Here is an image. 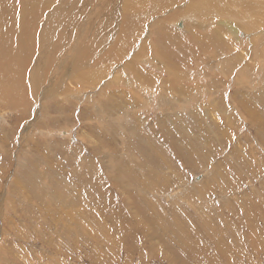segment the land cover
<instances>
[{"label":"rangeland","instance_id":"1","mask_svg":"<svg viewBox=\"0 0 264 264\" xmlns=\"http://www.w3.org/2000/svg\"><path fill=\"white\" fill-rule=\"evenodd\" d=\"M198 4L0 0V18L12 23V47L26 51L24 59L10 57L13 81L0 78V92L7 83L16 88L9 87V97L0 94V264H264V5L238 0L234 7L193 12ZM87 19H98L90 32L102 49L93 66L91 43L82 44ZM220 19H230L229 26ZM25 33L29 51L14 44L16 34ZM54 41L61 46L51 67L43 51ZM230 58L232 70L223 63ZM196 136L207 139L197 141L192 159H174L171 145ZM143 139L161 151L163 173L147 162L145 146L136 145ZM101 148H110V160H103ZM121 172L127 181L117 180ZM175 172L183 177L177 184ZM218 176L223 187L213 184ZM159 180H168L169 189ZM208 186L220 189L204 190ZM76 195V210L96 220L74 216L68 205H77ZM140 201L161 208L152 212L160 217L158 228L182 211L177 226L183 235L189 234L186 223L196 226L200 244L190 250L199 257L166 256L152 247L155 241L134 224L147 227L152 215L137 214ZM59 216L71 218L61 237Z\"/></svg>","mask_w":264,"mask_h":264},{"label":"bare ground","instance_id":"2","mask_svg":"<svg viewBox=\"0 0 264 264\" xmlns=\"http://www.w3.org/2000/svg\"><path fill=\"white\" fill-rule=\"evenodd\" d=\"M65 1V3H66V1L67 0H64ZM90 1V0H89ZM105 1H107V0H105ZM258 2H260L261 3V5H264V0H257ZM92 2V1H91ZM238 2V0H200V4H198V5H196V6H194L193 7V12H195L196 10H197V8L199 7V6H201V7H211V8H221L224 4H228V5H230V6H232V7H234L235 6V4ZM62 6V5H61ZM93 7L95 8V5H93ZM62 10V9H61ZM78 10V9H77ZM60 10H59V8H57L55 11H54V13L52 14V15H54V14H56V13H58ZM93 12L92 11H90L89 12V7H88V9H87V14H88V17H90L91 16V14H92ZM101 13H103V12H101ZM219 14H221V15H223L224 14V12H221V13H219ZM234 14V13H233ZM75 15V14H74ZM87 16V15H86ZM242 16V14H234V17L235 18H239V17H241ZM5 19H1L0 18V26H1V28H0V31H1V37H0V78H6L7 80H11V76L13 75H10V73H11V71L10 70H12V69H10V68H12L13 66H11L10 65V61L11 60H13V61H15V59H12V58H10L12 55L13 56H19L20 55V58L21 57H23V59H24V56H23V54H26V51H24L22 48H19V47H12V44H11V42L9 41V39H11L12 38V32H11V24H10V19H8L7 17H5V16H3ZM98 17H99V19H103V16L102 15H98ZM6 19H8V22L6 23ZM50 20V19H49ZM221 20V24L223 25V26H229L227 23H228V20H230V19H220ZM241 20H244V19H241ZM49 22V21H48ZM98 22V19H87V34H86V36H85V39L83 40V42H82V44L83 45H86V44H89V43H91V47H92V51H91V60H90V63H91V66H93V64H94V62H95V60H97V59H100V57H101V55H102V49L99 47V45L94 41L95 40V36H94V34H92L90 31H91V29H92V27H91V25L94 27L95 26V24ZM111 23L112 22H105V21H102V23H101V25H103V27H108L109 26V24H110V26H111ZM7 24H9V25H7ZM24 24V23H23ZM29 24V23H28ZM73 25V24H72ZM72 25H70L69 26V28L67 29V31L64 33V35L70 30V28L72 27ZM113 25L114 26H116V24L115 23H113ZM19 27V26H18ZM99 27H100V25H99ZM202 27H204V25L202 26ZM25 27H23V29H24ZM131 28V21H130V19H129V21H128V30ZM94 29V28H93ZM123 31H125L124 30V23H123V25H121V28H120V32H123ZM22 32H24V30L22 31ZM30 33V32H29ZM95 34H96V32H94ZM6 35V36H5ZM53 37H56V35H54ZM61 37H65V36H61ZM27 39H28V36H27V33H25V34H16V36H15V42H14V44L15 45H22V46H24V48L26 49V50H30L29 49V45L27 46V47H25L26 45H27ZM175 39H177V40H179V41H181V39H179L178 38V35H177V37L175 36ZM63 40V39H62ZM46 41V40H45ZM58 41V40H57ZM47 43V42H46ZM61 45L60 44H58V43H56L55 41H54V44H52V45H49L48 44V47H46L47 48V50L48 51H43V54L46 56H44L45 57V62H44V64L47 62V59H48V62L50 63V66L51 67H53L52 66V64H53V57L56 55V51L58 50V48L60 47ZM13 49H16L15 51H13ZM115 49L118 51H120V50H122L123 48L121 47V44L119 45V46H116L115 47ZM40 50V49H39ZM12 52H16V53H12ZM19 53H21V54H19ZM181 55V54H180ZM193 56V55H192ZM192 56H190V58H192ZM181 57V56H180ZM258 56H257V54H255L254 56L253 55H251V57H250V60L251 61H255L256 60V58H257ZM18 59H19V57H17ZM189 58V59H190ZM188 59V60H189ZM18 61H20V60H18ZM17 61V62H18ZM224 61V60H223ZM146 62V61H145ZM148 62V61H147ZM13 63V62H12ZM224 64H226L225 65V67H230L231 68V70H232V68H233V66H234V64H233V58H230V59H226L225 60V62H223ZM8 65H10V66H8ZM46 65H48V64H46ZM49 66V65H48ZM10 67V68H9ZM46 68H47V66H45ZM50 67V68H51ZM225 67H224V69H225ZM48 72H49V67H48ZM51 70V69H50ZM92 70V68H90V71ZM13 71V70H12ZM53 72H54V68H52V73H50V80H51V78L53 77L52 76V74H53ZM139 72H141L142 73V71H139ZM224 73H228V72H224ZM49 74V73H48ZM7 75V76H6ZM223 76H226V75H223ZM13 78V77H12ZM11 81H13V80H11ZM88 82H89V84H91L92 86H93V80L91 79V78H89L88 79ZM47 83H48V80H47ZM12 84V83H11ZM9 87H12L13 88V90L14 91H16V88H15V86H10L9 85V83H7V87L4 89V90H2L1 92H0V94H5V95H8V97H9V95H10V92H9ZM7 89V90H6ZM11 91V90H10ZM186 94H187V92H185ZM5 97V96H4ZM5 99V98H4ZM175 99V98H174ZM183 98H179V100H182ZM168 104H170L169 102L167 103V105ZM177 105V104H176ZM22 106V105H21ZM183 108L184 109H186V111L189 113V112H191L192 110L187 106V105H184L183 106ZM31 112V111H30ZM222 113H227V111L224 109V107H222ZM227 115V117H228V113L226 114ZM193 117H195V116H193ZM130 122V121H129ZM129 122L127 123V125L129 124ZM131 124H129V126H130ZM194 125H198V122L197 121H195L194 122ZM115 126V125H114ZM122 126H124V125H122V124H120V125H117V127H118V129L117 130H122L121 129V127ZM129 126H126L125 125V127H126V131L127 130H129ZM123 128V127H122ZM115 129H116V126H115ZM113 130V129H112ZM124 130V129H123ZM118 132V131H117ZM109 133V132H108ZM120 133V132H119ZM118 133V134H119ZM120 134H122V136L124 135V132H121ZM259 134H260V132H259ZM107 135V134H106ZM105 135V136H106ZM119 136V135H118ZM254 136V135H253ZM109 137V136H108ZM107 137V138H108ZM121 137V136H120ZM255 137V136H254ZM264 137V133H262L261 135H260V138H263ZM107 138H106V141H107ZM105 139V138H104ZM200 139H207V138H200V137H195L194 139H192V140H189V141H186L185 143H183V144H176V145H171V148H167L168 149V151H171V153H172V156H173V158L174 159H179V160H181L182 162H185V161H188V160H191L192 159V157H193V153H194V150H196V143H197V141L198 140H200ZM254 140V139H253ZM257 140H258V137H257ZM103 141V140H102ZM109 141V140H108ZM259 141V140H258ZM112 142V141H111ZM114 142V141H113ZM136 142V141H135ZM138 142H140L141 144H143L144 146H145V148H141L140 146V149L141 150H145V151H147V152H145V154H146V156H148V159H147V162L148 163H152V165L154 166V168H155V170L157 171V173H160V171L163 173L164 172V168H163V159H162V157H161V151H159V150H157V147H155V146H153L150 142H148L147 140H139V141H137L136 142V145L138 144ZM105 143V142H104ZM107 143V142H106ZM109 144V143H108ZM108 144H107V146H108ZM115 144V143H114ZM114 144H112V145H114ZM135 144V143H134ZM221 144H222V140H221ZM224 144H226V143H224ZM106 145V144H105ZM111 145V144H110ZM111 145V146H112ZM218 145H220V143L218 142ZM142 146V145H141ZM143 146V147H144ZM139 147H138V149H139ZM134 149L136 148V147H133ZM110 149V148H109ZM109 149H103V148H101V151H102V158H103V160H105V157H106V161H108V160H110L111 158H112V154L110 153V150ZM135 151H136V149H135ZM233 151H236V150H232L231 152H233ZM238 151H240V148L238 149ZM140 152V151H139ZM143 152V153H144ZM138 153V152H137ZM142 153V154H143ZM235 153V152H234ZM237 153V152H236ZM139 156H141V155H139ZM145 156V155H144ZM135 157V156H134ZM116 158V157H115ZM147 158V157H146ZM132 160H134V159H132ZM136 161H137V159H136ZM138 162V161H137ZM127 163V162H126ZM172 163H173V166H175V169H176V165L174 164V160L172 161ZM119 164V163H118ZM122 164V163H121ZM124 164V163H123ZM111 165H112V168H114V164H112L111 163ZM117 165V164H116ZM115 165V166H116ZM133 166V165H132ZM139 167V166H138ZM109 168H111L110 166H109ZM118 168V167H117ZM108 169V168H107ZM135 169V168H134ZM140 169V168H139ZM146 169V168H145ZM78 170V169H77ZM113 170V169H112ZM70 171L72 172V174L74 175V174H76V168L75 167H73V168H70ZM132 171V170H131ZM140 171V170H139ZM132 173H133V171H132ZM145 173V172H144ZM126 174V173H125ZM165 174V173H164ZM118 175H119V178L117 179V180H120L121 182H124V181H127L126 179H124V174L121 172V173H118ZM175 175H176V177H175V182L174 183H176L177 184V181H179V180H181L183 177H182V175L180 174V173H178V172H175ZM127 177V176H126ZM117 177H115V178H113L114 180L116 179ZM154 178H156L155 176H154ZM165 179V178H164ZM156 180H158V179H156ZM119 181V182H120ZM213 181V184H216L218 187H223L224 186V184H225V181L220 177V176H218V177H216V179H213L212 180ZM118 182V183H119ZM160 184H161V186L163 187V189L165 190V189H167V187L169 186V183H168V180H159L158 181ZM182 182V181H181ZM232 182H233V180L231 179V178H229V180H228V182H227V185H228V187H230V184H232ZM241 183H242V181L240 182V185H241ZM115 184V183H114ZM120 186V185H119ZM217 186H215V187H217ZM170 187V186H169ZM169 187H168V189H169ZM215 187H213V186H208V187H205L204 188V190H208V191H215V190H219V189H215ZM244 187V186H243ZM211 188V189H210ZM242 188V187H241ZM243 189V188H242ZM79 191H82V192H84V195L86 196V195H88L89 193H87L86 191H84V189L83 190H79ZM201 191H202V189H201ZM223 191V190H222ZM78 192V191H77ZM200 193V192H199ZM213 193V192H212ZM216 193V192H215ZM219 193H220V191H219ZM253 193V192H252ZM251 194V193H250ZM256 194H260L258 191H257V193ZM77 195H78V193H77ZM76 195V196H77ZM89 196V195H88ZM262 197V196H261ZM81 197L80 196H77V201H78V203H77V205H68V206H70V208H73V210H75V212H74V216H83V217H85L86 215H89V214H84V212L83 211H80V209L79 210H76V208L78 207V204H79V206H80V202H79V199H80ZM258 198V197H257ZM263 198V197H262ZM104 202H105V204L107 203L106 202V200H104ZM124 202V201H123ZM141 202V201H140ZM139 202V203H140ZM249 202H250V200H249ZM248 202V203H249ZM136 203H138V202H136ZM138 203V204H139ZM142 203V202H141ZM253 203V202H252ZM136 205V204H135ZM144 205V206H143ZM253 205V204H252ZM67 206V207H68ZM142 207H143V209H141V210H139L138 212L136 211V207L134 206L133 208H134V215H135V212H137V214H140V215H146V214H152V215H150V217H148V218H145V222H146V225H147V227H143V226H141L140 224H138L137 222H136V220L134 219V224L136 225V229L139 231H137L141 236H143L144 238H146L147 239V241H150V242H153V241H155L154 243H153V245H152V247L154 246V244H156V246H157V248L160 250V254L162 253V255H166V256H169V255H171V254H173V255H179V256H183V255H186L187 257H190V258H188V259H193V257H199V256H193L192 255V252H191V250H190V248L191 247H195V249L197 250L198 249V244H200V242L198 243V241H199V239H200V235H199V233H197V231L194 229L196 226L195 225H192V223L191 222H188V223H186V227H187V229H188V231H189V234L188 235H183V231L184 230H182V228H180L179 226H177V222H179L180 223V221H181V218H182V220H183V215L181 214V212L182 211H178V210H174L173 212V215L175 216L174 217V221L176 222H174V221H172V223H167L166 225H164V227H160V228H158L157 227V223H155V221H160L161 222V220H160V217H158V216H156V214L155 213H152V212H156V211H160V209L161 208H158V210H155V209H151L152 207H153V205H151L150 203L148 204V203H145V204H143L142 203V205H141ZM165 206V205H164ZM167 206V205H166ZM176 206H177V204H176ZM230 205H228V207H229ZM232 206V205H231ZM238 206H240V205H238ZM250 206V205H249ZM168 207H169V205H168ZM167 207V208H168ZM234 207V206H233ZM252 207V206H251ZM254 207V206H253ZM120 208V207H119ZM132 208V209H133ZM170 208V207H169ZM212 208V207H211ZM230 208H232V207H230ZM240 208H241V206H240ZM262 209H264V207H261ZM131 209V210H132ZM163 209H165V210H163ZM226 209V208H225ZM235 209H237V208H235ZM237 210H239V208L237 209ZM163 211H166V207L165 208H162V210H161V213L163 212ZM132 212V211H131ZM216 212H218V211H216ZM220 212V211H219ZM241 212H243V211H241ZM161 213H159V215L161 214ZM165 213V212H164ZM168 213H170V212H168ZM215 213V212H214ZM221 213H224V212H221ZM247 213V212H246ZM196 214V213H195ZM216 214V213H215ZM229 214H231V213H229ZM235 214V213H234ZM251 214V213H250ZM193 215V214H192ZM249 215V214H248ZM161 216V215H160ZM169 216V215H168ZM181 218H180V217ZM200 216H201V214H200ZM199 216V217H200ZM230 216V215H229ZM88 217V216H87ZM89 217H92L91 215H89ZM164 217V216H163ZM195 217V216H194ZM220 217V216H219ZM256 217V216H255ZM86 218V217H85ZM93 219H95V217H92ZM91 218V219H92ZM138 218V217H137ZM170 218V217H169ZM203 218V217H202ZM208 218V217H207ZM206 218V219H207ZM216 218V217H215ZM214 218V219H215ZM237 218V217H236ZM246 218V217H245ZM59 219H60V222H61V230H60V232H61V234L59 235V237H61L62 236V230H63V225H64V223H65V220H67V219H71L70 217H68V218H64V217H62V216H59ZM109 219H113L112 218V216L110 215L109 216ZM166 219V218H165ZM199 219V218H198ZM205 219V220H206ZM221 219V218H220ZM228 219V218H227ZM96 220V219H95ZM164 220V219H163ZM201 220V219H200ZM216 220V219H215ZM223 220V219H222ZM231 220V219H230ZM94 221V220H93ZM112 221V220H111ZM132 221V220H131ZM167 221V220H166ZM239 221H240V219H239ZM251 221V220H250ZM114 222V221H113ZM113 222H111V224H113ZM165 222V221H164ZM237 222V221H236ZM140 223V222H139ZM219 223V222H218ZM116 224H118V223H116ZM215 224V223H214ZM236 224V223H235ZM251 224V223H250ZM133 225V224H132ZM134 225V226H135ZM201 225V224H200ZM237 225H239V224H237ZM249 225V224H248ZM145 226V225H144ZM240 226V225H239ZM135 228V227H134ZM133 228V229H134ZM132 229V228H131ZM132 229V230H133ZM211 230V229H210ZM209 230V231H210ZM148 232V233H146V232ZM231 232V231H230ZM229 232V233H230ZM208 233V232H207ZM211 233V232H210ZM258 234V233H257ZM199 235V237L197 238V239H195L197 236ZM137 237V236H136ZM108 238V237H107ZM134 240V239H133ZM247 240H250V239H247ZM204 241V240H203ZM252 241V240H251ZM231 242H232V240H231ZM249 242V241H248ZM161 243H164V244H161ZM179 244H182V248H178V246H179ZM218 246H219V244H218ZM173 247H176V249H174ZM170 248V249H169ZM140 249H138V251H139ZM163 250H165V252L163 251ZM200 251V250H199ZM203 252V251H202ZM139 253V252H138ZM176 253V254H175ZM138 255V254H137ZM247 256V255H246ZM141 257V256H140ZM164 258V257H163ZM165 260V259H164ZM104 262V261H103ZM238 263V262H237Z\"/></svg>","mask_w":264,"mask_h":264}]
</instances>
